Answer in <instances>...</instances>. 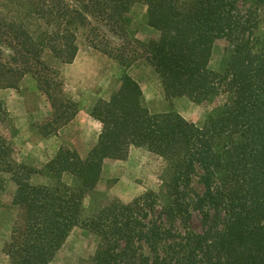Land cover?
<instances>
[{"label":"trees","instance_id":"obj_1","mask_svg":"<svg viewBox=\"0 0 264 264\" xmlns=\"http://www.w3.org/2000/svg\"><path fill=\"white\" fill-rule=\"evenodd\" d=\"M135 5L146 7L143 19L160 32L158 39L132 34ZM262 13L264 0H0V89L33 75L53 109L48 135L78 110L57 66L74 61L84 35L94 43L108 41L104 32L120 39L109 54L125 66L143 59L160 76L166 99L226 96L201 127L177 112L151 113L139 84L125 75L118 91L92 109L103 127L88 156L62 148L44 167L50 173L8 159L0 136V172L13 173L20 212L11 263L50 264L72 230L83 227L97 248L78 264H264V36L253 33ZM221 36L230 41L228 59L213 73L210 50ZM220 137L252 172H239L232 162L221 172ZM130 146L166 161L171 173L160 191L128 204L117 199L83 218V197L95 188L103 159H123ZM36 174L49 182L32 183Z\"/></svg>","mask_w":264,"mask_h":264},{"label":"rangeland","instance_id":"obj_2","mask_svg":"<svg viewBox=\"0 0 264 264\" xmlns=\"http://www.w3.org/2000/svg\"><path fill=\"white\" fill-rule=\"evenodd\" d=\"M145 11V6L135 5L131 8L129 15L132 18V34L147 42L151 39H158L160 32L146 24L143 19ZM104 33L108 37V41L99 38L94 43L87 41L84 38L86 35L82 36L79 40L78 60L75 64L73 66H57L64 83V92L76 101L77 107L81 104L78 100L79 97L90 95L91 92L95 93L107 81L118 80V75L122 72V78L128 75L141 84L147 97L143 98V103L146 107H149L152 113L177 112L188 121L202 127L203 123L210 117H215L224 105L226 96L222 94L215 96L210 101L203 102H194L185 96H174L166 99L160 76L154 69L141 58L136 59L129 66L121 65L113 55L109 54L115 52V47H119L121 40L112 33ZM253 33L260 40L264 36V13H262L261 20ZM98 43L100 44L98 45ZM229 46L230 41L224 36L214 40L210 50L207 71L213 73L221 71L228 59L226 49ZM132 49L140 52L138 46L133 45ZM0 101L3 102L6 108V115L4 118L0 117V136H3L9 145L6 154L8 159L11 158L17 163L21 162L26 166L33 167L39 173H50L44 167L56 157L60 149L74 150L61 146L55 155L50 158L49 155L46 156L34 149L33 143L36 138L53 135L47 134L53 127L50 123L53 109L51 107L48 117L43 115L44 118L39 119V116L45 113L46 105L49 107L50 103L38 89L33 75L26 74L16 88L0 89ZM96 103H94V106ZM260 108L264 107L261 106ZM37 111H40L39 116L36 115ZM215 142L217 144L216 150L224 148V152L221 153V172L225 170L229 162H232L233 168H235V165L238 166L239 172L245 170H247V173L252 172V165L248 163L249 161L246 158V163L240 165L236 158L237 153L232 147L227 146L225 138L220 137L218 140L215 139ZM243 148L248 151L253 147L245 146ZM234 154L235 157H233ZM128 156L133 159V163L128 165L132 170L128 169L126 164L120 162V169L115 173H101L100 171L95 188L83 197V218H87L98 206H107L117 199L124 204H128L145 193H158L160 191L162 179L167 176V173H171L168 170L166 161L155 152L137 146L127 148L126 156L123 159L128 158ZM124 168L127 173H125ZM12 174L0 172V264H12L9 257L11 226L20 214L19 207L14 201L16 184L13 181ZM71 177L69 174H63L62 180L71 183ZM53 179L51 180L52 183L54 182ZM31 182L42 184L49 181L43 175L36 174L32 177ZM96 248L97 239L95 236L83 227H76L67 237L50 264H78L80 258L93 255Z\"/></svg>","mask_w":264,"mask_h":264},{"label":"crops","instance_id":"obj_3","mask_svg":"<svg viewBox=\"0 0 264 264\" xmlns=\"http://www.w3.org/2000/svg\"><path fill=\"white\" fill-rule=\"evenodd\" d=\"M77 60L78 53L74 61L66 65L73 66ZM122 74L123 72L118 75V80L112 82L107 81L102 84L103 87L95 91V93L91 92L90 95L88 94L84 97H79L78 100L81 104L78 105V110L75 116L68 123L61 126L52 136H39V138H36V141L33 143L35 147L34 149L38 150L41 154H45L46 156L49 155L51 158L61 146H66L74 149L80 158L85 159L92 148L97 144L103 127L102 123L92 115L94 103H96L97 100L107 101L116 91H118L122 82ZM135 81L139 84L142 90L143 98L146 97L141 84L137 80ZM146 108L150 111L149 107ZM44 111L45 113H42L41 116H39L40 111H37L36 115L39 116V119L49 116L51 106L49 105L48 107V105H46ZM43 115L44 117H42ZM120 162H122L121 164H126L127 168L132 170L128 165L133 163V159L129 156L126 159L104 158L101 164V173L117 172V170L120 169ZM125 173H127L126 170Z\"/></svg>","mask_w":264,"mask_h":264}]
</instances>
